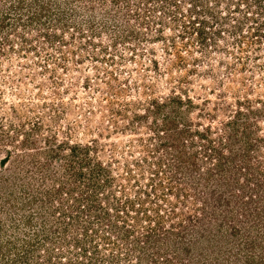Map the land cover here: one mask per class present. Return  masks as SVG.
Returning a JSON list of instances; mask_svg holds the SVG:
<instances>
[{"label":"rangeland","instance_id":"1","mask_svg":"<svg viewBox=\"0 0 264 264\" xmlns=\"http://www.w3.org/2000/svg\"><path fill=\"white\" fill-rule=\"evenodd\" d=\"M0 264H264V0H0Z\"/></svg>","mask_w":264,"mask_h":264},{"label":"trees","instance_id":"2","mask_svg":"<svg viewBox=\"0 0 264 264\" xmlns=\"http://www.w3.org/2000/svg\"><path fill=\"white\" fill-rule=\"evenodd\" d=\"M173 99H176V97H173Z\"/></svg>","mask_w":264,"mask_h":264}]
</instances>
